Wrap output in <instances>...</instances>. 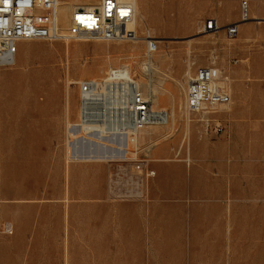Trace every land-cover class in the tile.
Here are the masks:
<instances>
[{
	"label": "rangeland",
	"instance_id": "1",
	"mask_svg": "<svg viewBox=\"0 0 264 264\" xmlns=\"http://www.w3.org/2000/svg\"><path fill=\"white\" fill-rule=\"evenodd\" d=\"M138 3L136 41H19L1 69L0 224L14 233L0 234V264H264V0ZM208 65L224 72L232 102L207 128L185 90ZM118 67L176 108L174 128L143 132L124 163L156 171L140 199L110 195L107 160L69 158L80 83Z\"/></svg>",
	"mask_w": 264,
	"mask_h": 264
},
{
	"label": "built area",
	"instance_id": "2",
	"mask_svg": "<svg viewBox=\"0 0 264 264\" xmlns=\"http://www.w3.org/2000/svg\"><path fill=\"white\" fill-rule=\"evenodd\" d=\"M71 0H0V89L1 69L13 64L15 44L19 41H103L124 42L139 39L136 6L132 0H98L95 4L74 5L71 24L66 31L58 25L60 10ZM249 4L243 3V20L249 19ZM205 27L216 31L221 27L209 19ZM240 23L226 27L234 38L239 34ZM158 41L147 38L149 53L158 51ZM126 67L111 70L109 75L96 81L80 83L81 103L78 126L84 133L98 134L100 138L126 137L127 144H137L140 135L153 127H163L173 116L171 110L157 107L153 96L146 95L135 76L124 77ZM113 78L108 79V78ZM224 72L215 65L199 67L187 79L185 108L190 113L204 115L207 128L211 119L207 115L230 105ZM220 125L216 126L219 130ZM88 132V133H87ZM107 144V143H105ZM111 148L112 145H109ZM137 156V154H136ZM129 156L107 160L109 163L108 188L113 198L140 199L145 194L146 183L156 175L149 162H139L125 167ZM137 159V158H136ZM137 162V160H136ZM13 224H0V234L12 235Z\"/></svg>",
	"mask_w": 264,
	"mask_h": 264
},
{
	"label": "bare ground",
	"instance_id": "3",
	"mask_svg": "<svg viewBox=\"0 0 264 264\" xmlns=\"http://www.w3.org/2000/svg\"><path fill=\"white\" fill-rule=\"evenodd\" d=\"M37 1H44V0H37ZM132 1L135 3V6H136V22H135V27H136L138 25H142V20L141 19L139 20L137 18V8H138V4H139L138 0H132ZM79 4H95V3L92 2L91 0H71V2L67 6H65L62 10H60L61 14H60V17L58 19V25H59V28L62 31L68 30V28H69V26L71 24V11H72V8H73L74 5H79ZM140 8H141V5H140ZM143 12H142V14H143ZM150 61H151V58H150ZM150 64H152V63H150ZM125 69L127 70V72L125 73L124 77L126 79H128L129 77L132 76V72H131L132 70L129 67H126ZM111 70H110V72H111ZM190 72H192V71H190ZM108 79L112 80L113 78L111 77V78H108ZM96 81H98V80H96ZM147 81H149V80H147ZM180 82H179V84H180ZM139 84L142 87L144 93L147 92V90H148L147 89V83L142 81ZM149 85H150V83H149ZM151 92H153L152 96H153V101H154L155 105L156 106L159 105L160 104V97H159L158 93L156 92V90L154 91V89ZM173 102H174V104H176V100L175 99L173 100ZM66 104H67V109H70V96H69V94H68V97L66 98ZM172 113H173L172 118L170 119L168 124L163 126V127H165V128L169 127L171 129L174 128V122L176 121V108H175V105L172 106ZM189 120H188V123H189ZM84 129L86 130V127ZM84 129H82L80 126H78V123H76V124L72 123V124L68 125V134H69L68 138L69 139L72 138L74 140V142H72L70 144V146H69V158L72 159V160L106 161V160H110V159L123 158L125 156L128 157L132 153V149L133 148H137L139 146V144H140L139 140H138L137 144H127L126 137H122V138L116 137L115 139L114 138L104 139V138H100L98 136V134H88L87 135L86 133H84ZM166 137L167 136H163V138H166ZM150 139H151V137H150ZM105 143H107V144H105ZM109 145H112V147H115V148H111V147H109ZM160 160H161V158H160ZM67 260L69 262L68 257H67Z\"/></svg>",
	"mask_w": 264,
	"mask_h": 264
},
{
	"label": "crops",
	"instance_id": "4",
	"mask_svg": "<svg viewBox=\"0 0 264 264\" xmlns=\"http://www.w3.org/2000/svg\"><path fill=\"white\" fill-rule=\"evenodd\" d=\"M158 106H161L163 108L170 110L171 104H159Z\"/></svg>",
	"mask_w": 264,
	"mask_h": 264
}]
</instances>
